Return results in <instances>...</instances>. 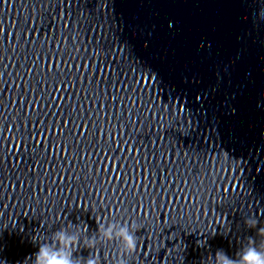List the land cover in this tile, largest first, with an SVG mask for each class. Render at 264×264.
Here are the masks:
<instances>
[{"label":"water","instance_id":"1","mask_svg":"<svg viewBox=\"0 0 264 264\" xmlns=\"http://www.w3.org/2000/svg\"><path fill=\"white\" fill-rule=\"evenodd\" d=\"M257 209L264 224V23L246 0H0L8 264L97 216L144 221L142 264H177V234L199 264L252 242ZM98 255L116 264L118 244Z\"/></svg>","mask_w":264,"mask_h":264},{"label":"clouds","instance_id":"2","mask_svg":"<svg viewBox=\"0 0 264 264\" xmlns=\"http://www.w3.org/2000/svg\"><path fill=\"white\" fill-rule=\"evenodd\" d=\"M246 3L248 16L253 24L264 23V0H246ZM261 214L260 209H257L256 215H253L251 210L247 215L241 214L244 228L253 233L249 236L252 242L244 244L232 255L218 248L214 254L202 256L199 264H264V224L258 220ZM96 221L97 228L92 233H89L87 224L83 222L76 224L68 222L51 230L47 235L39 232L31 234L29 240L36 247V251L30 257L25 256L23 260L17 261L16 264H101V257L98 255L99 247L105 242L112 241L118 244L119 255L116 264H142L137 258V232L145 226L141 218L121 221L108 217L101 220L97 216ZM43 223L44 221L41 220L40 224ZM7 227L6 221H0V231ZM11 227L16 228L14 219ZM19 230L23 231V228ZM227 232L228 227L225 226L223 233L227 234ZM176 236L177 244L173 245L170 251L177 264H183L181 253L186 245L179 240L178 234ZM254 236H260L261 243H256L253 240ZM195 243L197 246L208 247L206 238L198 239ZM78 248L88 249L89 254L86 257L74 255ZM0 251H2V245H0ZM0 264H8V261L0 256Z\"/></svg>","mask_w":264,"mask_h":264},{"label":"snow or ice","instance_id":"3","mask_svg":"<svg viewBox=\"0 0 264 264\" xmlns=\"http://www.w3.org/2000/svg\"><path fill=\"white\" fill-rule=\"evenodd\" d=\"M102 196V195H101Z\"/></svg>","mask_w":264,"mask_h":264}]
</instances>
